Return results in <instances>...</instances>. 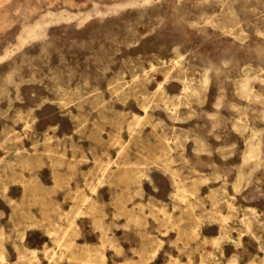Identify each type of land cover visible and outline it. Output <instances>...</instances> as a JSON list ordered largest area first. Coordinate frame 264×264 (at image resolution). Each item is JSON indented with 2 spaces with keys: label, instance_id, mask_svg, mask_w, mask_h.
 Returning a JSON list of instances; mask_svg holds the SVG:
<instances>
[{
  "label": "rangeland",
  "instance_id": "rangeland-1",
  "mask_svg": "<svg viewBox=\"0 0 264 264\" xmlns=\"http://www.w3.org/2000/svg\"><path fill=\"white\" fill-rule=\"evenodd\" d=\"M0 264H264V0H0Z\"/></svg>",
  "mask_w": 264,
  "mask_h": 264
},
{
  "label": "bare ground",
  "instance_id": "bare-ground-1",
  "mask_svg": "<svg viewBox=\"0 0 264 264\" xmlns=\"http://www.w3.org/2000/svg\"><path fill=\"white\" fill-rule=\"evenodd\" d=\"M3 2H5V1H3ZM2 4V3H1Z\"/></svg>",
  "mask_w": 264,
  "mask_h": 264
}]
</instances>
